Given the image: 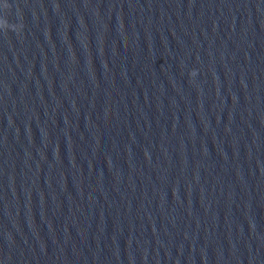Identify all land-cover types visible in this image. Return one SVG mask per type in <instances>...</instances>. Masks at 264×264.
<instances>
[{"label": "water", "instance_id": "obj_1", "mask_svg": "<svg viewBox=\"0 0 264 264\" xmlns=\"http://www.w3.org/2000/svg\"><path fill=\"white\" fill-rule=\"evenodd\" d=\"M0 264H264V0H0Z\"/></svg>", "mask_w": 264, "mask_h": 264}]
</instances>
